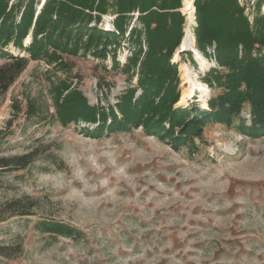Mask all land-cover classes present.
Segmentation results:
<instances>
[{
    "label": "rangeland",
    "instance_id": "rangeland-1",
    "mask_svg": "<svg viewBox=\"0 0 264 264\" xmlns=\"http://www.w3.org/2000/svg\"><path fill=\"white\" fill-rule=\"evenodd\" d=\"M257 1L264 14V0H238L250 20ZM136 15L115 48L117 67L113 45L104 57L80 46L74 54L58 51L62 61L34 58L27 50L32 28L20 47L0 46V264H264V135L239 129V117L250 124L246 102L230 126L210 121L178 145L140 123L97 136L81 130L97 123L62 124L57 115L61 80L88 104L112 106L118 117L120 95L129 87L140 93L136 76L122 69L132 46L128 31L141 27ZM114 16L102 15L98 26L114 31ZM207 51L204 68L190 49L175 61L173 53L179 97L182 62L206 87L202 98L196 92L173 107L208 110V99L221 93L203 79L209 68L226 71L214 44ZM12 72L13 82L2 89ZM41 221L76 233L50 236Z\"/></svg>",
    "mask_w": 264,
    "mask_h": 264
},
{
    "label": "trees",
    "instance_id": "trees-1",
    "mask_svg": "<svg viewBox=\"0 0 264 264\" xmlns=\"http://www.w3.org/2000/svg\"><path fill=\"white\" fill-rule=\"evenodd\" d=\"M36 1H39L38 9L34 7L35 0H0V46L12 41L20 47L22 38L32 28L27 50L34 58L62 61L58 51L74 54L80 46L92 47L104 57L107 47L113 45V67H117L115 48L130 25L133 12L138 11L135 18L141 25L140 28L132 25L128 31L132 46L122 66L123 72L136 76L141 91L135 95L136 89L129 87L120 95L116 108L121 117L112 106L88 104L80 90H68L69 85L61 80L55 91L57 115L62 124L80 119L95 122L97 125L92 130L88 127L81 130L100 136L104 131H126L140 123L146 132L178 145L198 136L210 121L230 126L246 102L250 124L245 125L239 117V129L252 138L264 135V14L259 13L260 1L256 2L257 12L252 20L238 0L191 2L196 49L209 56L207 48L214 44V57L219 66L226 68L222 71L212 67L204 74L203 79L210 86L215 83L222 87L221 93L208 99V110L193 109V105L184 109L173 107L179 92L177 69L171 57L183 35L186 14L181 0ZM108 12L115 15L114 31L98 26L102 15ZM16 73H11L2 89L13 82ZM1 81L0 77V84ZM31 154L24 157L30 160ZM39 224L50 236L76 233L74 227L64 223L41 221Z\"/></svg>",
    "mask_w": 264,
    "mask_h": 264
},
{
    "label": "bare ground",
    "instance_id": "bare-ground-1",
    "mask_svg": "<svg viewBox=\"0 0 264 264\" xmlns=\"http://www.w3.org/2000/svg\"><path fill=\"white\" fill-rule=\"evenodd\" d=\"M184 1H185V5L183 9L186 13V22L184 24L183 33H185V36L183 38L180 47L178 46L177 49L175 50L173 55V60L175 61L176 59H178L180 51H182L184 48L186 49L192 48L195 51L197 64L200 67L204 68L208 66L210 62L202 55V53L199 50L196 49L195 45H193L192 27L195 25L194 11L188 2L189 0H184ZM180 67L181 70H183V76H182L183 79L181 83V85H183V89L181 91L178 101L176 102V106L186 104L187 101H189V99L192 98L193 94H195L196 92L201 93L199 95L200 98H202V96L206 92V87L204 83L198 78H193V76L190 74V71L187 68L186 63L183 62L180 63Z\"/></svg>",
    "mask_w": 264,
    "mask_h": 264
},
{
    "label": "water",
    "instance_id": "water-1",
    "mask_svg": "<svg viewBox=\"0 0 264 264\" xmlns=\"http://www.w3.org/2000/svg\"><path fill=\"white\" fill-rule=\"evenodd\" d=\"M182 14H183V13H182ZM183 31H184V29H183ZM184 34H185V33H183V35H182V37H181V39H180V43H182V41H183V36H184ZM180 43H179V45H181ZM194 45H195V44H194ZM190 50H191V51L193 52V54H194V55H193V59H196V55H195V51H194V49L190 48ZM196 60H197V59H196Z\"/></svg>",
    "mask_w": 264,
    "mask_h": 264
}]
</instances>
